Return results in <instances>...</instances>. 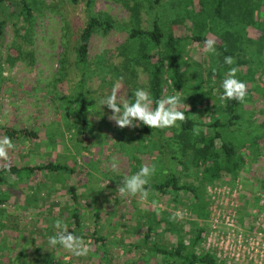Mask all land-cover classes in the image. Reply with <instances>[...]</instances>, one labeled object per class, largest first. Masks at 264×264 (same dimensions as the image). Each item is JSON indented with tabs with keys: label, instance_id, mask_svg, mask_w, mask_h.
<instances>
[{
	"label": "rangeland",
	"instance_id": "rangeland-1",
	"mask_svg": "<svg viewBox=\"0 0 264 264\" xmlns=\"http://www.w3.org/2000/svg\"><path fill=\"white\" fill-rule=\"evenodd\" d=\"M135 1L143 5L138 24L128 10ZM202 1L211 3L160 0L153 9L148 0H91L92 13L108 15L113 29L90 39L81 88L82 96L92 102L85 114L86 131L82 105L75 101L79 66L73 63L85 1L72 6L70 0H27L29 16L11 13L9 8L5 16L0 6V18L6 22L0 40V127L29 129L38 135L32 141L13 142L11 165L53 163L69 170L19 172L0 185L6 199L0 207V264H165L160 255L135 246L150 230L148 245L169 247L180 228L188 239L194 222L204 229L202 249L212 251L223 263L264 264V0L234 1L233 9L223 8L217 18L203 11ZM156 19L165 33L181 38L186 77L184 92L172 90L164 78L162 97H181L184 110L189 107V120L201 129L199 135L191 132L183 139L179 122L165 128L163 136L158 131L144 134L142 124L121 129L109 120L112 111L100 104L120 77L122 94L130 100L136 89L149 91L145 67L123 62L127 54L129 59L141 54L129 39L130 30H148ZM196 36L216 39V48L238 54L233 56L235 64H225L219 50L205 53L204 43L195 41ZM238 59L245 63L237 65ZM230 67L239 68L237 78L247 83L248 95L238 108L235 126L219 131L236 155L243 157L245 166L234 175L203 183L191 163L190 148L212 134L210 126L217 119H229L217 94ZM187 96L196 99L192 102ZM114 157L117 171L112 170ZM6 163L0 161V166ZM143 164L156 166L147 200L121 197L116 191L121 180ZM169 173L179 185L196 190L206 219L197 220L192 212L199 198L191 192L182 191L174 202L172 192L162 195L152 189ZM175 212L183 219H170ZM74 213L79 214L80 231L90 244L89 254L76 257L59 246L47 249L48 238L58 231L54 222L59 219L69 229L74 226ZM165 213L166 221L160 222Z\"/></svg>",
	"mask_w": 264,
	"mask_h": 264
},
{
	"label": "trees",
	"instance_id": "trees-1",
	"mask_svg": "<svg viewBox=\"0 0 264 264\" xmlns=\"http://www.w3.org/2000/svg\"><path fill=\"white\" fill-rule=\"evenodd\" d=\"M79 0H70L72 6L77 5ZM85 4L83 7V16L80 17L81 29L78 38V44L75 48L76 59L73 62L79 69L80 78L78 82L79 92L75 101L81 103V109L83 112L84 121V131L87 129L88 118H86L87 107L92 105L90 101L82 96L81 88L84 80L85 70L88 66V49L90 44V39L94 34L101 33L107 34V32L113 29V22L108 15H94L91 11V0H84ZM234 1L238 0H211V3L204 1L201 2V8L207 14L217 18L222 13V9L230 7L233 9L232 4ZM257 1V0H255ZM150 2V8H157L160 0H148ZM0 6L3 8V13L6 16V9H10L11 13L24 14L25 16L30 15V7L27 0H0ZM210 7V8H209ZM209 8V9H208ZM143 9V5L139 1H135V5L128 8L132 22L134 24L139 23V12ZM2 11V10H1ZM4 16V17H5ZM158 20H154L150 29L143 30L141 28H133L130 30L129 39L133 41V44L137 45L141 49V54L135 59H129L127 56L123 64L130 63L136 64L140 63L148 71L149 76V93L153 100H158L162 97L164 78L170 82L172 90L177 92H184L186 86L185 70H183L181 65V56L183 54V49L181 47V38L172 33H165L163 29L159 26ZM83 23V25H82ZM6 28L5 20L0 18V40L4 35V30ZM200 30V29H199ZM195 41L204 43L205 39L201 36H196ZM217 50L221 51L226 56H235L238 54L230 53L225 50L222 46H218ZM143 52V53H142ZM128 58V60H127ZM237 65H242L245 62L241 59L237 60ZM239 79V78H238ZM240 80V79H239ZM240 81H243L240 80ZM223 94V89L218 91L217 98L221 103V110L224 114L229 116L227 120H221L220 118L216 120L215 123L211 124L212 134L210 136H203L197 143H193L190 150L193 151L191 154V163L194 169L200 172V177L203 183H213L219 180L223 175H234L238 171L242 170L245 166V161L243 157L236 155L233 146L224 140V135L219 129H228L234 127L236 121L240 118L238 113V108L242 103L227 100L222 102L220 96ZM209 96V92L205 93ZM192 102L196 97L187 96ZM155 106V105H154ZM182 128V136L185 139L187 136L193 132V127L196 126L191 120L186 122H179ZM144 134H152L155 131L163 136L164 129H151L150 127L143 125ZM0 133L11 138L12 142H23L32 141L38 138L36 132L29 129H14L12 127H0ZM143 134V135H144ZM143 138V136L141 137ZM216 141L220 144L217 147ZM164 147L166 145L164 144ZM186 150V148H185ZM189 150V151H190ZM221 150L222 153H219ZM50 171L52 173L59 172H69L67 167L59 164L48 163L46 165H40L35 167H21L17 168L15 166L10 167V171L7 169L6 164L0 166V185L6 182L9 175H17V173L22 172L25 174H33L36 171ZM152 189L156 190L162 195L169 192L174 194L171 199L174 202L178 201L179 195L182 191H189L195 195L198 199L199 206L197 209H192V212L196 216L197 220L206 219L205 207L201 197H198L196 190L186 186L179 185L174 174L169 173L166 180L159 185L152 186ZM72 190V195L74 198V190ZM5 195L0 194V207L5 202ZM74 226L69 228V232L76 236L83 238L81 233V221L78 213L73 214ZM166 221L165 216L161 218L160 222ZM170 223V222H168ZM150 230L148 234H145L143 242L135 247L138 249H145L147 253L159 255L166 264H228L220 261L216 255L209 250H204L201 247L202 236L204 233L203 227L194 222L191 224L188 239H184V234L182 235L181 228L177 234V239L169 247L152 242L148 245L146 238L149 237Z\"/></svg>",
	"mask_w": 264,
	"mask_h": 264
},
{
	"label": "clouds",
	"instance_id": "clouds-1",
	"mask_svg": "<svg viewBox=\"0 0 264 264\" xmlns=\"http://www.w3.org/2000/svg\"><path fill=\"white\" fill-rule=\"evenodd\" d=\"M217 43L216 39H205L203 51L209 54H216ZM224 63L230 66L234 65L235 59L232 56H226ZM238 71V67H230L226 73L225 79H223L221 84L223 94L220 96V100L222 102L227 100L240 103L245 102L248 95V85L237 78ZM123 87V77H120L114 83L110 95L100 100L102 107L106 105L112 111L109 120L114 121L121 129L128 127L136 128L140 124L146 125L151 129H165L176 127L178 126V122H186L191 118V116L186 115L189 107L184 110V104L181 102L179 95L163 96L154 101L149 91L139 88L134 92V99L130 100L122 94ZM200 131L201 129L198 126L193 127L195 135H199ZM14 147L15 145L10 137H0V161L7 162L6 167L9 171L11 167L9 150L14 149ZM118 167L119 164L114 157L112 160V170L117 171ZM155 172V165H141L137 172L123 177L116 190L117 193L123 198L139 196L141 200H147L150 195V188L148 186ZM170 219H183V216L180 212H175ZM54 227L58 231L55 235L48 238L47 249L51 250L59 246L76 257L87 256L89 254L91 251L90 244L86 243L82 237L69 232L66 223L58 219L54 222Z\"/></svg>",
	"mask_w": 264,
	"mask_h": 264
}]
</instances>
